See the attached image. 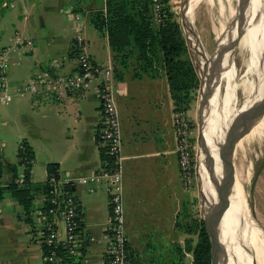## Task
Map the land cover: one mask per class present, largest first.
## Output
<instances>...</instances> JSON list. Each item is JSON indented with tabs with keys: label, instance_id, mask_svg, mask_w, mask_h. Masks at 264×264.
Instances as JSON below:
<instances>
[{
	"label": "crops",
	"instance_id": "1",
	"mask_svg": "<svg viewBox=\"0 0 264 264\" xmlns=\"http://www.w3.org/2000/svg\"><path fill=\"white\" fill-rule=\"evenodd\" d=\"M103 6L104 0H0V52L5 50L0 76L5 90L11 93L9 101L0 102V184L12 179L7 164H16L15 174L20 169V143L32 153L28 168L31 182H43L48 162L55 163L61 176L84 175L101 166L95 81L85 91L66 96L19 95L14 89L25 82L37 63L44 65L64 56L59 70L74 67L70 54L76 25L81 27L90 56L112 64L106 32L97 30L91 22L93 12ZM16 33L29 39L30 44L21 43L12 49ZM159 76L144 75L130 81L132 77L125 72L122 79H114L121 135V192L126 232L142 226L164 230L172 237L179 203L186 192L174 149L172 99L167 83H163L165 77ZM148 83L157 87H144ZM70 189L78 198L79 262L99 264L104 249L101 233L108 218L107 193L101 186L88 191L84 184ZM44 196V191L33 190L29 216L25 218L22 205L8 190H2L0 264H43L44 247L32 228L30 211L44 201ZM159 234L155 231L144 237L148 252L142 253V258L133 249L134 240L127 232L126 264H190L191 254L185 246L188 239L183 241L182 233L175 239L165 238V243H171L167 258L158 251L157 244L163 241ZM130 239L132 249H128Z\"/></svg>",
	"mask_w": 264,
	"mask_h": 264
},
{
	"label": "built area",
	"instance_id": "2",
	"mask_svg": "<svg viewBox=\"0 0 264 264\" xmlns=\"http://www.w3.org/2000/svg\"><path fill=\"white\" fill-rule=\"evenodd\" d=\"M5 3V1H4ZM160 0H153V17L160 19ZM11 48L30 40L18 33L13 36ZM0 52V69L3 55ZM71 60L73 68L62 71V57H54L46 64L37 63L25 82L15 86L14 93L22 95L50 94L66 96L74 91H85L94 82L98 101V121L96 135L99 147L104 153L101 166L88 174L61 176L55 171L46 172L44 201L30 211L32 228L38 232L44 247L43 264H57L62 253L74 254L81 244L78 215V198L71 191L75 184H84L88 191L101 186L107 193L108 218L101 233L104 249L99 264H126L127 232L121 192L120 147L121 135L118 110L115 100V82L111 63L93 59L87 49V41L80 25L72 33ZM0 102L9 101L11 93L5 90L3 76H0ZM171 122L175 137V152L183 188H189L195 181L196 159L189 140L190 124L181 109H173ZM24 144H19V170L13 181L21 184L25 179V167L30 158L23 155ZM1 181V175H0Z\"/></svg>",
	"mask_w": 264,
	"mask_h": 264
},
{
	"label": "rangeland",
	"instance_id": "3",
	"mask_svg": "<svg viewBox=\"0 0 264 264\" xmlns=\"http://www.w3.org/2000/svg\"><path fill=\"white\" fill-rule=\"evenodd\" d=\"M187 1L188 0H186V4L184 5V0H166L169 9L173 13V17L178 22L181 32L183 34L186 43L187 54L189 57L191 56L190 59H192L194 58L192 54L195 51L194 50L195 44L193 40L188 41L187 38L188 31L184 25L185 17L183 16L184 9L187 8L186 7ZM234 1L236 2V0H198V2L195 4L193 8L192 21H191L192 29L194 32L193 36L196 37L197 40L196 43L199 44L201 51H203L204 54L206 55V60L209 58V56H211V54L214 52L215 48L217 47L218 43L220 42V40L224 37V31L227 25L230 23L232 15L235 11ZM242 7H243V14L241 18V25L239 26L238 29L239 32L236 37L237 40L235 41L243 39L245 33L249 37L251 25L260 10V0H243ZM190 18L191 16L189 15V19ZM215 28L217 29V33L215 32ZM219 28L221 29L219 30ZM258 48L262 49L261 57L258 61L257 68H254L252 71L255 73V78L257 79V80L255 79V83L261 84V88L258 92L260 96L262 92V85L264 79V39H262V41L258 44ZM244 56H246V50L240 49V47L238 49L237 47H235V42H234L231 53L233 72H234L235 64L237 65L238 68L240 67ZM127 79L128 78H126V80ZM235 79L236 82L240 81L239 77ZM133 80L134 78H132V80L130 81ZM165 82L166 81L164 80L163 83L165 84ZM198 82L196 87L191 91L190 94L191 98L188 102V105L185 108H178L183 111V114L188 119V122L190 124L189 140L192 146V153H194V157L196 159V163H197L198 147H200L201 150V131H200L201 117L199 115L200 110L196 104ZM225 82H226V78L222 76V78H220L218 82L221 90ZM158 83L160 84V81ZM144 87L146 88L152 87L153 89L157 87V85L155 83L152 84L148 83V84H144ZM254 87L257 92L258 88L255 86V84ZM251 88H253V85ZM256 92L254 89L253 90L250 89L249 95L251 96H247L246 107L250 105L251 102L258 99ZM242 95L243 92L241 93V90L238 89L235 95L237 97L238 102L241 101ZM166 97L167 98L169 97L167 92H166ZM204 110H205V105H204ZM256 114L258 120L257 124H255L254 121ZM242 124L243 125L240 132L241 134L240 144L238 142L239 138L237 132L231 139V142L234 143V149H237L239 146L240 149L234 151L233 155H230L229 158V160H233L234 165L237 167L236 176H235L236 194L234 198L237 206L236 205L233 206L232 203L230 207L231 210L229 211L231 214L229 218L231 220V227H233L234 230H236L238 233L240 232L244 236V238H242V242L245 245L246 252L245 253L243 252L239 256H236V255H232L230 249L229 253L233 257L236 264H264V101L259 102L250 110V113L248 114L246 119L242 122ZM231 142H230V147H231ZM239 169L243 176L240 180L238 176ZM196 181L197 179L195 177V181L191 185V187L187 189L186 188L183 189V191L186 192V195L183 194L181 200L182 202L179 203L180 205L178 209V214L176 215V220L179 221L180 223L190 224L191 222H193L194 218L200 217ZM241 197L244 199V201ZM234 209L240 211L241 213L242 212H244L245 214L249 213L248 219L245 218L246 220L243 218V213H242L241 217L244 223L243 227H240L238 224L235 225V217L232 213V210ZM132 230L134 231V233ZM132 230L127 232L129 238L132 237V239L134 240V244L130 242L131 241L130 239L129 240L130 245L128 244V249H132L133 246V249L136 252H138L140 257L144 258V255L142 253H145L146 255L148 252L146 245L144 243L146 238L144 237L147 235L150 236L154 234L155 231L160 233L159 237L160 239L163 240L162 242H159L157 244L158 251L161 254L162 258H167L168 255H170L171 243L164 242L166 237L167 239L168 236L171 237L170 233L167 232L165 233L164 230L161 231L159 229L147 228L142 226L134 227ZM172 231H173L171 237L172 239H175L177 235L182 233L183 241L185 239H188L190 243H193L196 237L194 232L183 231L178 226H175ZM173 245L174 244H172V248ZM153 257L154 256L152 255V258Z\"/></svg>",
	"mask_w": 264,
	"mask_h": 264
},
{
	"label": "trees",
	"instance_id": "4",
	"mask_svg": "<svg viewBox=\"0 0 264 264\" xmlns=\"http://www.w3.org/2000/svg\"><path fill=\"white\" fill-rule=\"evenodd\" d=\"M160 2V19L156 21L153 17V0H104L103 9L93 12L91 22L97 30L104 29L106 32L114 79H122L125 72H129L132 78L163 75L173 109L185 108L192 89L197 85V74L187 54L178 22L166 0ZM23 155L32 158L31 150L26 145ZM100 156L101 159L104 158L102 150ZM7 167L12 172V179L5 185L0 184V194L3 189L8 190L22 205L24 217L28 218L33 190L40 189L45 193L46 185L44 181L38 183L28 179L29 163L26 164L25 179L21 184L13 181L16 164H7ZM46 170L55 171V163L48 162ZM175 226L195 233L194 242L188 241L185 244L191 254L190 264H210V244L203 220L197 217L190 224L178 221ZM79 252L80 250L74 254L61 252L62 257L57 264H80Z\"/></svg>",
	"mask_w": 264,
	"mask_h": 264
},
{
	"label": "bare ground",
	"instance_id": "5",
	"mask_svg": "<svg viewBox=\"0 0 264 264\" xmlns=\"http://www.w3.org/2000/svg\"><path fill=\"white\" fill-rule=\"evenodd\" d=\"M197 2L198 0H188L187 5H186L188 10L187 8L184 9V13H183L184 14L183 16L185 17L184 22H186L190 28H192L191 21H192L193 8ZM188 11L190 14L188 13ZM242 14H243V7L241 5L240 18H242ZM189 15L191 16L190 19H189ZM220 29L221 28H219V30ZM238 29H239V26H238ZM215 32L217 33L216 28H215ZM187 38H188V41L189 40L194 41V44H195L194 45L195 51L193 52L194 61H195V64L197 65L198 72H201L202 65L206 62V55L204 54L203 51H201L199 44L196 43L197 41L196 37L191 35L189 31H188ZM262 39H264V0H260V10L251 25L249 37L245 33L243 39L235 41V47H237L238 49L240 47V49L246 50V56H244L240 67L238 68L237 65L235 64L234 72H233L232 61H231V58H229V52L226 51L221 61V69L218 74L216 84L212 87L211 92L209 96L207 97V100L205 103L206 112L203 107L202 111H200V114H199L201 117V120H200L201 121V125H200L201 150H200V147H198L197 166H198V174L202 181L201 187H202V192L204 193V196H205V202L213 201L214 190H213V184H212L211 179L217 180L221 176L219 191H218V199L220 203L217 205V209L220 215V222L218 225V236L224 248V254H225L226 261L224 262L220 258L218 259L217 264H236L233 257L229 253L230 249H231L232 255L239 256L241 253L246 252L245 250L246 248L242 242V238H244V236L240 232L238 233L236 230H234L233 227H231V220L229 218L231 215L229 211L231 210L230 207L232 203H233V206L234 205L237 206V204L235 203V199H234L235 194H236L235 176H236L237 167L234 165L233 160H229V158H230V155H233L234 151H236L237 149H240V146L237 149H234V143L231 142V147L229 146L226 152L223 165H222V169L220 170V166L217 160L218 159L217 150H216V146L213 143V141H215V143L221 141L223 131L225 127L227 126L230 118L236 112L246 107L247 96H251L249 95L250 89L251 90L254 89L256 92L254 84L258 88L256 95L259 97L258 92L261 88V84L255 83V79H256L255 73L252 70L254 68H257L258 61L261 57L262 49L258 48V44L262 41ZM230 40H231V36L228 37V41ZM219 43H222V41H220ZM219 43L217 47L221 46V44ZM237 68H238V71H237ZM222 76L226 78V82L224 83L223 88L221 90L218 82H219V79L222 78ZM238 77L240 78V81L236 82L235 78H238ZM252 85H253V88H251ZM238 89L241 90V93L243 92L242 99L240 102L237 101V97L235 96L236 91ZM254 119H255L254 120L255 124H257L258 123L257 114L255 115ZM242 125L237 130L239 144L241 140L240 132H241ZM207 159H212V164L210 165L209 169L206 167V164H205ZM238 176H239V180L243 177L240 169L238 172ZM232 213L235 217V225L238 224L240 227H243L244 223L241 217L242 213H243L244 219L245 218L248 219L249 213L248 214L247 213L245 214L244 212L241 213L240 211L236 209L232 210ZM228 242H229V245H228Z\"/></svg>",
	"mask_w": 264,
	"mask_h": 264
},
{
	"label": "water",
	"instance_id": "6",
	"mask_svg": "<svg viewBox=\"0 0 264 264\" xmlns=\"http://www.w3.org/2000/svg\"><path fill=\"white\" fill-rule=\"evenodd\" d=\"M242 2L243 0H237L235 2V11L232 15L230 23L227 25L224 31V37L220 40L222 41V43H219L221 44V46L215 48L211 56H209L206 62L202 65L201 72H198L197 65L195 64V61L193 60L194 58L191 59L194 69L198 76V81H199L198 88H197V94H196V104L200 111H202L206 103L207 97L209 96L211 92L212 87L216 84V80H217L218 74L221 69V61H222L224 53L228 51L229 58H231L233 45H234V42L239 32L238 26L241 25L240 16H241ZM185 4H186V0H184V5ZM184 25L189 31V33L191 35H194L193 29L190 28L186 22H184ZM230 36H231V40L228 41V37ZM261 101H264V79H263V85H262V92H261V95L258 97V99L253 101L247 107H244L240 111L236 112L228 121V124L223 131L221 141L216 142V143L215 141H213V143L216 146V150H217V156H218L217 160L220 166V170L222 169L224 157L230 146L232 137L235 135L238 128L242 125V122L246 119V117L250 113V110ZM205 164H206V167L209 169L210 165L212 164V159H207ZM195 177L197 179L196 183H197V193H198L197 195H198V200H199L200 218L203 220L204 228L207 233L209 244H210V247H209L210 262L209 263L217 264L218 259L220 258L222 261L225 262L226 259H225V254H224V248L218 236V225L220 222V215L217 209V205L220 203L218 199V191H219L221 176L217 180L211 179L212 184H213V190H214V196H213L212 202L210 201L205 202V196H204V193L202 192V187H201L202 181L198 174L197 163H196V168H195Z\"/></svg>",
	"mask_w": 264,
	"mask_h": 264
}]
</instances>
